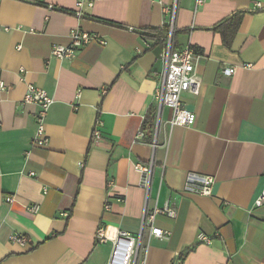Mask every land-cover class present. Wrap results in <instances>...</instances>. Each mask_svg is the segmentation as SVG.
Instances as JSON below:
<instances>
[{
    "label": "crops",
    "instance_id": "1",
    "mask_svg": "<svg viewBox=\"0 0 264 264\" xmlns=\"http://www.w3.org/2000/svg\"><path fill=\"white\" fill-rule=\"evenodd\" d=\"M36 1L0 0V264H107L118 230L139 233L145 193L134 166L150 162L148 208L168 203L176 216L155 217L164 238L144 233V264H264V202L254 206L264 192V0H177L175 48L197 53L201 82L180 99L196 119L173 126L164 108L150 139L141 127L156 109L164 42L145 35L167 25L173 0ZM236 12L245 14L226 48L210 29ZM74 29L99 40L72 61L51 57ZM28 85L53 101L44 147L31 146L38 108L23 101ZM189 173L213 178L210 197L185 189Z\"/></svg>",
    "mask_w": 264,
    "mask_h": 264
},
{
    "label": "built area",
    "instance_id": "2",
    "mask_svg": "<svg viewBox=\"0 0 264 264\" xmlns=\"http://www.w3.org/2000/svg\"><path fill=\"white\" fill-rule=\"evenodd\" d=\"M35 1V0H33ZM177 0H173L171 9L169 10L170 19L167 23L168 33L163 38L164 50L160 57L162 63V70L159 74V80L156 83L153 99L156 106L155 116L160 117L161 111L167 108L171 111V125L179 127H190L195 123V115L183 107L181 102V95L188 93L191 95H198L201 87L199 77L195 72V59L197 53L189 46L179 49L175 48L174 44V18ZM197 4H201L202 0H196ZM85 3L80 1L77 4L78 11L76 16L80 17V9ZM90 7L91 3H87ZM261 5L256 4L254 10L260 9ZM69 44L67 46L54 45L51 48V57L58 60L72 61L78 50L92 42L99 40L95 35H91L82 32L78 29H74L69 33ZM101 44L103 42L100 40ZM21 47L18 46L19 50ZM245 69H252V64H245L242 66ZM22 72V71H21ZM222 75L225 77H231L234 73L233 69L226 68L222 70ZM5 85L0 82V91L5 89ZM24 103L33 104L38 108L35 114V121L37 124L35 137L31 144L32 147H44L46 144L45 137V119L47 112L52 105V99L48 94L40 88L34 85H28L26 93L23 98ZM101 122L97 120L92 132L94 139L100 138ZM152 147L154 149L155 143ZM135 170L141 175V187L145 193V200L143 206V213L141 219V225L139 233L133 236L125 231L118 230L114 239L111 240L112 250L107 264H144L145 256L142 252V244L144 233L147 232L148 238L151 237L162 239L166 236L162 230L154 227V220L157 215H164L170 219H174L176 216V210L168 203L162 208L154 207L148 208V196L152 177L153 164L150 162L147 165L135 164ZM33 176L32 173L29 174ZM213 178L209 176L201 177L194 173H189L186 178L185 189L189 192H195L201 196L210 197L212 195ZM46 192V188L43 189ZM8 203L13 202V198L8 197L6 199ZM264 202V192L255 200L254 206L260 207ZM29 211L33 214L37 213L38 207L33 205L29 207ZM11 242L25 247L28 241L25 237L20 235H14L11 238ZM199 240L209 245L211 239L199 235ZM95 241L98 244H104L108 241L105 236L103 228H98L95 231ZM181 260L176 261L174 264H180Z\"/></svg>",
    "mask_w": 264,
    "mask_h": 264
},
{
    "label": "trees",
    "instance_id": "3",
    "mask_svg": "<svg viewBox=\"0 0 264 264\" xmlns=\"http://www.w3.org/2000/svg\"><path fill=\"white\" fill-rule=\"evenodd\" d=\"M33 3L42 5L41 3L37 2L36 0ZM245 12H236L231 14L227 19L220 22L219 24L212 27L210 30L216 33H219L222 39V43L226 48H230L231 42L239 28L241 23V19L244 16ZM149 35H145V38H151L155 41H160L165 37L168 33V26H164L162 29H150L148 30ZM151 35V36H150ZM174 39H175V32H174ZM175 44V40H174ZM154 120H155V111L150 110L146 115L141 130L144 136L147 139H150L151 133L154 127Z\"/></svg>",
    "mask_w": 264,
    "mask_h": 264
}]
</instances>
